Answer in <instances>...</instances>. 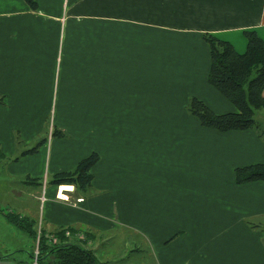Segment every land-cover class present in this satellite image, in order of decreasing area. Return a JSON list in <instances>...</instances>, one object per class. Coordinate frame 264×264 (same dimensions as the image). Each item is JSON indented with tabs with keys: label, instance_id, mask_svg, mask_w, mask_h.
Segmentation results:
<instances>
[{
	"label": "crops",
	"instance_id": "obj_1",
	"mask_svg": "<svg viewBox=\"0 0 264 264\" xmlns=\"http://www.w3.org/2000/svg\"><path fill=\"white\" fill-rule=\"evenodd\" d=\"M36 3L0 0V217L8 230L21 237L5 213L47 237L84 232L82 243L109 264L124 261L112 247L111 258L98 251L113 243L146 252L151 264H264V234L247 224L264 216V182L235 181V169L264 163V139L254 129L204 127L187 111L196 97L218 114L234 112L208 83L203 35L244 53V31L264 40V0H202L186 25L171 15L184 0ZM130 50L146 59L159 51L136 63L131 83ZM157 69L155 82L148 70ZM155 95L166 99L151 103ZM163 108L169 123H151ZM91 153L99 160L86 191L51 183Z\"/></svg>",
	"mask_w": 264,
	"mask_h": 264
},
{
	"label": "trees",
	"instance_id": "obj_2",
	"mask_svg": "<svg viewBox=\"0 0 264 264\" xmlns=\"http://www.w3.org/2000/svg\"><path fill=\"white\" fill-rule=\"evenodd\" d=\"M32 9H37L36 0H25ZM247 48L239 53L234 46L211 34L203 38L210 49V67L208 83L236 108V112L218 114L205 102L192 97L187 111L195 116L200 124L218 132L254 129L264 139V130L256 113L264 109V40L254 30L244 31ZM57 135V133H53ZM59 135L63 136L62 133ZM40 143L25 151V154L37 151ZM97 153H91L78 163L73 171L60 173L51 183L61 186L76 185L77 189L86 191L91 186L92 167L98 162ZM235 181L244 184L255 181L264 182V163L253 164L235 169ZM6 219L27 235L31 242L30 262L16 260V264H109L100 261L94 250L82 243L87 240L84 232L73 229H60L55 235L48 236L43 230L38 232L36 223L13 213H5ZM252 228L257 225L249 223ZM38 238V244L34 246ZM76 239V240H75ZM21 252V251H20ZM15 252L4 259H13ZM18 258V256H16Z\"/></svg>",
	"mask_w": 264,
	"mask_h": 264
},
{
	"label": "rangeland",
	"instance_id": "obj_3",
	"mask_svg": "<svg viewBox=\"0 0 264 264\" xmlns=\"http://www.w3.org/2000/svg\"><path fill=\"white\" fill-rule=\"evenodd\" d=\"M198 5H200V6L202 5V0H184V4L181 7V9L180 8L176 9L175 12H173L174 14L173 13L171 14V15H173V17H175L174 20H177V22H175V23L176 24H178V23L182 24L183 23L185 25L187 23H189L191 17L193 16L192 13L194 11H196V8L198 7ZM197 14L200 15L199 8L197 10ZM167 22H174V21H167ZM173 30H176V29L174 28ZM153 47L157 48L158 46L156 43H154ZM140 54L141 53H137V51L134 52L133 50H130V63L132 65H134V67H130V83H131V81H135L138 74H141L139 64L141 65L143 63V60H148V59L153 60L154 56L159 54V51H157L155 53V55H153L154 54L153 52H150V54L148 53L149 54L148 59H146L144 57L139 58ZM173 54H174V52H172V55ZM169 55H171V54L169 53ZM136 63L138 64L139 67L135 66ZM157 72H158V69L156 70V73H153L151 70H148L149 75H151L152 81L156 82L158 80ZM135 91H134V87H132L130 84V97H131V95H134ZM161 91H163V90L161 89ZM160 98L163 101H165V99H166V97H164V96L155 95L154 98H152L150 102L154 103V102L160 100ZM167 100H168V98H167ZM168 102H170V101H168ZM130 104H131V99H130ZM187 107H188V105H187ZM164 111H165L164 108L162 111H157V109H155V111L150 116L151 123H155V124H160V123L162 124L163 122L169 123V121L171 119V115H169V114L165 115ZM236 111L237 110H235V108H234V112H236ZM256 115H257L256 116L257 120H263L264 109L257 111ZM131 120L132 119H130V124L132 123ZM262 128L264 130V126H262ZM137 129L142 133L144 127H141V125L137 128L135 127V132H137ZM154 137H155V135L149 136L147 134L146 137H144L143 139L150 141V140H154ZM0 209H2L1 204H0ZM249 223H255L257 225L256 228L259 230V232L264 234V216L260 217L259 219L248 218L247 224L250 225ZM20 235H21V237L16 236V234L14 235L12 232H10L7 228V225L5 224V221L0 217V259H1L0 263L5 264L9 261L10 263L16 264V260H12V259L11 260H8V259L4 260V258H2V257L6 256L7 254H9L11 252L13 253L15 250H19V249H23L24 251L15 253V255L19 257V258H17L18 261L19 260H24L26 262L31 261V258L28 257L29 256V250L31 249V242L28 241L27 235L24 234L22 231L20 232ZM24 239H25V241H28V242L25 243V241H23ZM116 241H119V240L116 239ZM136 241L140 242L139 240L135 239V242ZM37 244H38V238L36 240V243H34V246H36ZM142 245L145 246L143 243H142ZM111 247H112V250L117 254L124 252L125 255L123 256L124 261L122 264H136V262L138 260H140V261H138L137 264H139V262H140V264H151V262L147 260V253L146 252L145 253L140 252V254L133 253L132 252L133 249H130V247L132 248V246L129 247L130 251L129 250L127 251V250L123 249L124 247L121 249L119 244H116V243H113L111 245L106 244L102 248H100L98 251L102 255H107L108 258H111V256L107 252H105V251H108ZM133 247H135V246H133ZM126 249H127V247H126ZM103 252H105V253H103Z\"/></svg>",
	"mask_w": 264,
	"mask_h": 264
},
{
	"label": "built area",
	"instance_id": "obj_4",
	"mask_svg": "<svg viewBox=\"0 0 264 264\" xmlns=\"http://www.w3.org/2000/svg\"><path fill=\"white\" fill-rule=\"evenodd\" d=\"M63 197H64V196H63ZM64 198H66V199H67L68 197H64ZM79 201H81V200H79Z\"/></svg>",
	"mask_w": 264,
	"mask_h": 264
}]
</instances>
